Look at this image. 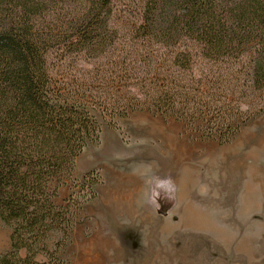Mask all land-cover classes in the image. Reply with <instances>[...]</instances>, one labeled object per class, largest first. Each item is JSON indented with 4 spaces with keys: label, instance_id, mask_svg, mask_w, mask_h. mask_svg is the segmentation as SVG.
Wrapping results in <instances>:
<instances>
[{
    "label": "trees",
    "instance_id": "1",
    "mask_svg": "<svg viewBox=\"0 0 264 264\" xmlns=\"http://www.w3.org/2000/svg\"><path fill=\"white\" fill-rule=\"evenodd\" d=\"M113 18L114 0H0V264H61L77 201L57 198L98 115L228 142L264 112V0H139L125 28Z\"/></svg>",
    "mask_w": 264,
    "mask_h": 264
},
{
    "label": "rangeland",
    "instance_id": "2",
    "mask_svg": "<svg viewBox=\"0 0 264 264\" xmlns=\"http://www.w3.org/2000/svg\"><path fill=\"white\" fill-rule=\"evenodd\" d=\"M138 13L139 0H114L115 25ZM98 121L59 190L77 201L61 264H264V112L228 142L148 111ZM166 178L174 193L153 202ZM10 234L0 219V254Z\"/></svg>",
    "mask_w": 264,
    "mask_h": 264
},
{
    "label": "clouds",
    "instance_id": "3",
    "mask_svg": "<svg viewBox=\"0 0 264 264\" xmlns=\"http://www.w3.org/2000/svg\"><path fill=\"white\" fill-rule=\"evenodd\" d=\"M175 191V185L171 178L157 179L152 190L153 202L154 198L159 197L160 192H164L168 198H171V194Z\"/></svg>",
    "mask_w": 264,
    "mask_h": 264
},
{
    "label": "bare ground",
    "instance_id": "4",
    "mask_svg": "<svg viewBox=\"0 0 264 264\" xmlns=\"http://www.w3.org/2000/svg\"><path fill=\"white\" fill-rule=\"evenodd\" d=\"M169 140V139H168ZM170 141V140H169ZM171 143V142H170Z\"/></svg>",
    "mask_w": 264,
    "mask_h": 264
}]
</instances>
